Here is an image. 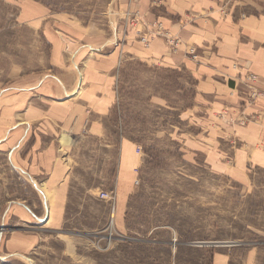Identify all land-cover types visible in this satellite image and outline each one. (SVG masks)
Wrapping results in <instances>:
<instances>
[{
  "label": "crops",
  "instance_id": "obj_1",
  "mask_svg": "<svg viewBox=\"0 0 264 264\" xmlns=\"http://www.w3.org/2000/svg\"><path fill=\"white\" fill-rule=\"evenodd\" d=\"M96 2L90 13L99 17L88 20L38 0L9 2L16 9L13 27L29 34L32 58L25 64L11 55L3 66L0 47V155L11 172L36 184L38 197L9 191L10 199L0 198L2 221L56 228L75 191L106 202V217L121 218L144 157L134 156L130 121L115 112L125 72L136 65L139 74L159 75L138 81L139 88L150 85L144 102L165 113H137L145 126H159L155 137L169 140L188 166L240 187H263L264 0ZM136 11L177 36L179 50L171 52L161 37L143 46L126 22L127 12ZM190 45L196 60L184 51ZM111 183L116 210L98 197ZM38 204L43 211L35 210ZM221 242L212 245L224 250L213 251L209 264L256 263L258 243L238 250L229 248L235 242ZM34 245L33 234L15 230L4 248L14 255Z\"/></svg>",
  "mask_w": 264,
  "mask_h": 264
},
{
  "label": "rangeland",
  "instance_id": "obj_2",
  "mask_svg": "<svg viewBox=\"0 0 264 264\" xmlns=\"http://www.w3.org/2000/svg\"><path fill=\"white\" fill-rule=\"evenodd\" d=\"M10 1L17 0H0L1 63L8 65L12 55L15 61L30 64L26 46L30 37L25 28L13 27L16 9ZM38 1L71 11L70 15L81 20L98 16L90 13L96 0ZM154 76L159 75L147 69L139 74L137 65L130 66L115 107L117 116L130 121L134 146L141 145L144 153L135 177L139 183L130 190L121 218L116 213L106 217V202L90 201L77 191L65 221L56 228L8 217L2 221L0 208V264H209L213 251L223 248L202 242L215 241L235 242L229 248L238 250L258 243L255 264H264V186L240 187L228 178L188 166L169 140L155 137L159 126H145L137 115L142 112L155 118L165 114L144 102L151 94L150 85L138 87ZM13 172L0 155V198L10 199L6 193L16 188L14 197L37 198L36 184L29 185L20 173ZM110 189L118 192L115 183ZM35 210L43 211L42 204ZM15 230L33 234L35 245L22 254H6L4 243Z\"/></svg>",
  "mask_w": 264,
  "mask_h": 264
},
{
  "label": "built area",
  "instance_id": "obj_3",
  "mask_svg": "<svg viewBox=\"0 0 264 264\" xmlns=\"http://www.w3.org/2000/svg\"><path fill=\"white\" fill-rule=\"evenodd\" d=\"M126 22L127 24H131L134 28V32L137 36L138 41L143 45L147 46L151 40L156 37H161L165 40L167 46L169 47L171 52H176L179 50L181 41L180 39L170 33L168 30L163 28L162 23L157 19H153L151 21L143 20L142 16L136 12H127L126 14ZM184 51L186 54L191 56L193 59H197V49L194 46H186ZM256 76L253 74L249 75L250 80H254ZM257 90L254 89L249 95V99L252 101L257 96ZM134 154L135 157L140 158L143 154V148L141 145L136 144L134 146ZM137 183V180H135ZM100 199H104L109 202L110 207L114 210L116 207V192L114 189L110 190H101L98 194Z\"/></svg>",
  "mask_w": 264,
  "mask_h": 264
},
{
  "label": "water",
  "instance_id": "obj_4",
  "mask_svg": "<svg viewBox=\"0 0 264 264\" xmlns=\"http://www.w3.org/2000/svg\"><path fill=\"white\" fill-rule=\"evenodd\" d=\"M202 243H206V244H210V245H215V244H220L222 242L215 241V242H202Z\"/></svg>",
  "mask_w": 264,
  "mask_h": 264
}]
</instances>
